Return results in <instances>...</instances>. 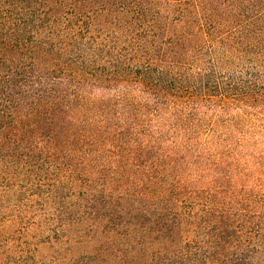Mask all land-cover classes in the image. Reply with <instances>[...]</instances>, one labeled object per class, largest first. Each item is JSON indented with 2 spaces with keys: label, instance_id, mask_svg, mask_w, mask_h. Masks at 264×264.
Wrapping results in <instances>:
<instances>
[{
  "label": "trees",
  "instance_id": "obj_1",
  "mask_svg": "<svg viewBox=\"0 0 264 264\" xmlns=\"http://www.w3.org/2000/svg\"><path fill=\"white\" fill-rule=\"evenodd\" d=\"M0 264H264V0H0Z\"/></svg>",
  "mask_w": 264,
  "mask_h": 264
}]
</instances>
